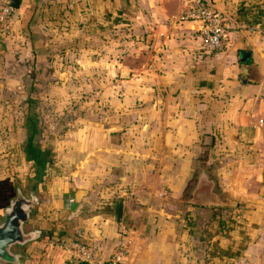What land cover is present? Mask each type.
<instances>
[{"label":"crops","instance_id":"obj_1","mask_svg":"<svg viewBox=\"0 0 264 264\" xmlns=\"http://www.w3.org/2000/svg\"><path fill=\"white\" fill-rule=\"evenodd\" d=\"M204 1L231 24L214 51L202 49L198 20L177 19L180 0H18L0 34V105L33 104L39 88H103L89 104L102 100L105 112L61 114L55 123L89 126L55 129L70 141L61 161L48 154L39 178L26 156L30 238L11 246L10 264H81L63 248L78 242L102 258L125 244L117 264H264V137L255 122L264 114V0ZM63 72L73 83L37 78ZM16 152L24 156V146ZM197 165L234 204L178 201Z\"/></svg>","mask_w":264,"mask_h":264},{"label":"rangeland","instance_id":"obj_2","mask_svg":"<svg viewBox=\"0 0 264 264\" xmlns=\"http://www.w3.org/2000/svg\"><path fill=\"white\" fill-rule=\"evenodd\" d=\"M69 60L70 58H67L66 63H69ZM55 61L54 62L56 64H61V61H58V59H55ZM50 75L51 74H49L47 78H45L44 75L36 76L39 80H49L51 82L57 81V83H59V81L65 80L73 83L71 81L73 79V73H55L52 74V77H50ZM88 75L89 74H82L81 80L84 81L85 79H88ZM7 82L14 87V80L8 79ZM63 85L64 84L62 83L60 86ZM77 89L73 87L63 89L57 88V86L48 91L45 89L42 90L41 88L34 89L32 92V96L35 99V102L27 106L17 105V108L13 105H10L8 100H2L4 103L0 105V203H7L11 198H14L16 196V193L18 191L21 192L24 197L28 195V192L26 191L27 182L29 178L26 173L28 170V161L25 159L27 154L24 152V156H21V158L16 155V150L19 151V149L24 146V142L28 134L32 135V142L36 146L40 147L41 145H43V148H47L51 160L60 159L61 161L63 156L60 152V148L62 145H64V143H68L70 140L67 136L55 138L53 136L54 132H57L55 129L60 127V130H64L67 127L74 128L76 126L79 130L81 128L85 129V126L86 128H88L89 124L86 121L82 123L80 122L81 119H79L74 122H66L64 120H59V122H57L60 123L59 125L55 123L56 119L58 117H61V114H67V116H72L73 114H78L82 112H91L98 114L105 112V104H103L102 100H98L97 104H89V101L93 99L95 95H98L99 98L104 97L105 90L103 88H99L98 90H90L88 88L82 90ZM14 91L15 93H17L20 99L21 97H24L26 93V90H21L18 87L13 88L12 92ZM8 92L9 89H4L2 92V96H9ZM45 95H50L51 97L53 96V98H57L58 96H60L63 101H59L60 104H58L57 102H55L56 104L54 102L46 104L45 101H43ZM65 98L70 99L66 102ZM25 115L27 116V118H25ZM26 119L28 120V122L29 119H33V122L35 123L32 132L25 125ZM102 123L104 124L105 122L103 121ZM29 124H31V122H29ZM56 139L60 141L58 143H55ZM53 144H55L54 147ZM70 149L76 151L77 145H72ZM53 150L55 156H52L51 151ZM15 165L20 166L18 169H14ZM17 173L18 176L15 175ZM160 194L161 193H159V196ZM162 205L164 206V204ZM171 207L173 206L171 205ZM12 248L13 247L10 248V251ZM11 260H13V256L10 260L0 259V264H10Z\"/></svg>","mask_w":264,"mask_h":264},{"label":"built area","instance_id":"obj_3","mask_svg":"<svg viewBox=\"0 0 264 264\" xmlns=\"http://www.w3.org/2000/svg\"><path fill=\"white\" fill-rule=\"evenodd\" d=\"M181 9L178 13V20H198L200 22L199 35L201 47L205 51H212L223 46L224 40L231 30V24L214 6L204 0H180ZM13 7L0 0V34L9 28ZM264 35V34H263ZM256 125L264 137V114L256 117ZM127 228L121 227V232L126 234ZM127 241V240H126ZM63 248L68 252L70 260L76 263L86 264H117L124 254L125 244L108 258H102L92 251L84 243H64Z\"/></svg>","mask_w":264,"mask_h":264},{"label":"water","instance_id":"obj_4","mask_svg":"<svg viewBox=\"0 0 264 264\" xmlns=\"http://www.w3.org/2000/svg\"><path fill=\"white\" fill-rule=\"evenodd\" d=\"M13 8L18 6V0H2ZM188 196L178 199V201L209 206H227L234 204L233 201L223 198L215 187L214 180L208 175L207 170L197 165L195 180L188 189ZM34 199L24 197L21 192H17L16 196L9 203L6 210L2 212V221H0V259L10 260L13 253L9 247L13 244H22L30 238V233L24 230V222L28 217L29 207ZM75 201L70 203L73 208ZM121 199L118 200L116 209V219H120L121 215ZM12 261V260H11ZM86 264V263H81Z\"/></svg>","mask_w":264,"mask_h":264},{"label":"trees","instance_id":"obj_5","mask_svg":"<svg viewBox=\"0 0 264 264\" xmlns=\"http://www.w3.org/2000/svg\"><path fill=\"white\" fill-rule=\"evenodd\" d=\"M215 50H218V49H215ZM212 51H214V50H212ZM25 118H26V116H25ZM25 121H26L25 125L32 132L33 129H34V126H35V123L33 122V119H29V122H31V124H29L27 119ZM24 150H25V152L27 154V159H32L33 163L35 164L34 176L36 178H39L42 175L43 171H44V167H45V163L47 162V157H48L49 151L47 149L41 150L38 146H36L32 142V135L31 134L26 136V140L24 142ZM78 243L86 244L92 251L97 253L95 248L93 246H91L90 244H87L85 242H78Z\"/></svg>","mask_w":264,"mask_h":264},{"label":"flooded vegetation","instance_id":"obj_6","mask_svg":"<svg viewBox=\"0 0 264 264\" xmlns=\"http://www.w3.org/2000/svg\"><path fill=\"white\" fill-rule=\"evenodd\" d=\"M13 198H11L7 203L0 204V221H2V212L6 210V207H8L9 203L12 201ZM11 247H9L10 249Z\"/></svg>","mask_w":264,"mask_h":264}]
</instances>
